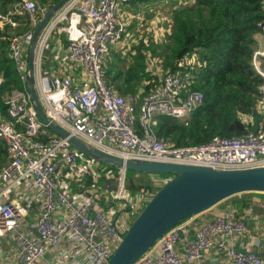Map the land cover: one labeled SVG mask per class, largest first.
<instances>
[{
	"label": "built area",
	"instance_id": "1",
	"mask_svg": "<svg viewBox=\"0 0 264 264\" xmlns=\"http://www.w3.org/2000/svg\"><path fill=\"white\" fill-rule=\"evenodd\" d=\"M129 1L69 0L42 29L34 69L46 116L84 142L123 157L215 169L264 166V128L242 135L216 134L205 142L184 146H173L154 132L155 118L186 121L201 105L202 92L190 88L195 78L193 66L198 64L194 56L184 60L183 69L166 72L143 95L121 94L108 82L103 64L110 49L126 36L121 8ZM21 14L30 28L11 33L8 49L16 70L25 77L32 31L42 17L37 1L17 0L6 13L0 12V21L15 28L19 26L15 17ZM258 26L264 36V20ZM58 43V58L44 69L45 51L54 52ZM251 64L262 78L257 86V108L264 118V39L254 49ZM3 103L0 140L8 160L0 168V237L9 232L15 237L12 264H108L133 214L154 192L141 189L131 196L124 190L125 172L119 170L118 193L113 195L116 202L103 205L95 187H82V177L89 173L97 178L101 172L110 176V171L44 124L27 89H11L4 94ZM77 182L79 188L75 189ZM32 201L39 203V212L28 219ZM260 207L264 210V198ZM116 211L120 213L115 216ZM250 223L231 207L224 208L188 238L187 226L181 221L134 264H181L183 259L208 264L210 251L223 252L227 264H264V256L258 252L264 250V232L253 238L252 247L238 241L247 234ZM180 242L183 258L175 249Z\"/></svg>",
	"mask_w": 264,
	"mask_h": 264
},
{
	"label": "trees",
	"instance_id": "2",
	"mask_svg": "<svg viewBox=\"0 0 264 264\" xmlns=\"http://www.w3.org/2000/svg\"><path fill=\"white\" fill-rule=\"evenodd\" d=\"M57 1L40 0L38 6L48 9ZM16 2L17 0H0V12L6 13ZM263 5L264 0H194L193 5L174 9L171 14L169 41L165 39L161 43L149 42L151 46L140 41L135 52H130L131 60L128 65L122 57V51L111 48L103 64L106 78L119 93L134 91L141 84L147 92L159 82L157 76L144 68L143 48H152L151 54L156 53L163 58L162 67L166 72L183 69L184 60L195 56L198 64L193 66L195 78L190 88L202 92V103L192 111L186 121L170 116L155 118L153 129L156 135L173 146H184L205 142L216 134L232 136L245 134L249 130L257 132L264 128L263 115L257 108V86L262 78L256 74L251 59L256 46L254 35L260 31L258 22L264 20ZM15 19L19 21L17 28L20 27V31H15L17 28L8 24L4 25V29L9 28L8 31L0 28V112L4 111L3 96L6 92L11 89H27L25 77L16 70L10 58L8 38L12 32L20 34L30 26L25 14L16 15ZM62 40L66 42L63 36ZM47 51L51 53V50ZM44 62L45 59L43 68L48 69ZM243 114L249 115L252 122L242 120L240 116ZM7 160L4 143L0 140V168ZM101 165L105 170L111 171L112 176L111 172L110 176L101 172L97 178L87 174L82 187H88V183L84 184L87 180L103 195L104 192L111 193L117 188L120 169ZM136 175H156L162 179L157 183L152 180L140 182L134 180ZM163 178L165 177L162 174L125 170L124 190L131 196L141 189L155 192L168 180ZM251 193L253 192L230 197L229 203L236 215L242 216L251 206ZM100 201L106 205L103 196ZM139 211L133 214L132 219ZM119 213L116 211L114 215Z\"/></svg>",
	"mask_w": 264,
	"mask_h": 264
},
{
	"label": "water",
	"instance_id": "3",
	"mask_svg": "<svg viewBox=\"0 0 264 264\" xmlns=\"http://www.w3.org/2000/svg\"><path fill=\"white\" fill-rule=\"evenodd\" d=\"M68 1L58 0L46 9L32 31L25 80L39 119L53 132L66 137L73 148L101 164L119 168L123 173L132 170L146 174H173L132 219L108 264H134L158 238L182 220L200 214L234 195L264 193V166L215 169L196 164L123 157L98 149L51 121L42 108L35 85V48L42 29Z\"/></svg>",
	"mask_w": 264,
	"mask_h": 264
},
{
	"label": "rangeland",
	"instance_id": "4",
	"mask_svg": "<svg viewBox=\"0 0 264 264\" xmlns=\"http://www.w3.org/2000/svg\"><path fill=\"white\" fill-rule=\"evenodd\" d=\"M130 8L133 11V14L135 16H127L125 18L126 21V36L123 39V43L120 45L121 47H115V50L122 51L121 54H123V58L126 59V64L128 65L130 63L131 58L129 57L130 52H135L136 48L140 46V41H144L146 44L150 45L149 42H157L161 43L165 41H169L168 35L171 33L170 31L164 30L165 28H168V24H172L171 14L174 9H180L184 6L193 5L194 0H131ZM46 10V9H45ZM42 8H39L40 16L43 15L45 12ZM129 11V14H132V11ZM23 16V15H22ZM6 23H1V30L5 31L7 29H4V25ZM17 28V27H16ZM15 28V29H16ZM21 28L18 27L15 31H20ZM164 30V31H162ZM8 31V30H7ZM13 33V32H12ZM168 37V38H167ZM151 46V45H150ZM257 47V46H256ZM255 47V48H256ZM254 48V49H255ZM152 48H150L151 50ZM150 50H145L143 48V52L145 54V60H144V68L157 76L158 82L159 80L165 75L166 70L162 67V59L160 56H158L156 53L153 55L150 53ZM59 56V51L55 52L54 54L48 51H45L43 55V61L46 60V63L48 68L52 67L56 61V58ZM115 62V59L113 60ZM145 84V83H144ZM151 89V88H150ZM146 92L144 89L143 84L139 85L136 90L131 91L129 93H121V94H140L143 95V93ZM242 120L245 122H252V119L249 115H241L240 116ZM252 129V128H250ZM111 172V171H110ZM89 173H85L82 177V182H84L86 175ZM91 175V174H90ZM165 178L164 180L169 179L172 177V173L170 174H162ZM112 176V172H111ZM111 178V177H109ZM118 179V177H117ZM160 176H152V175H136L134 176L135 181L140 182H147L152 180L153 182L157 183L160 181ZM88 183V187H93V184H90L89 182H86L84 184ZM117 188H114L111 193L104 192L103 195H101L99 192V198L103 196V199H107L108 204H112V202H116L113 199V195L118 193V181L116 182ZM90 184V185H89ZM73 187L79 188L78 182L73 185ZM242 194V193H241ZM239 194V195H241ZM238 195V196H239ZM264 195V194H263ZM264 198V196L262 197ZM224 203L230 202V198L223 201ZM252 209V214H263V210L260 208V206L257 205L256 200L254 201L253 205L250 206ZM244 216V215H243ZM244 217H250L249 213L245 214Z\"/></svg>",
	"mask_w": 264,
	"mask_h": 264
},
{
	"label": "crops",
	"instance_id": "5",
	"mask_svg": "<svg viewBox=\"0 0 264 264\" xmlns=\"http://www.w3.org/2000/svg\"><path fill=\"white\" fill-rule=\"evenodd\" d=\"M36 1H37L38 5L40 6V3H39L40 0H36ZM131 4L132 3L130 0L127 4H124L122 6L121 15L124 18H126L127 16H135L133 14L134 10H131V8H130ZM39 8H41V7H39ZM43 10H45V9H43ZM130 10L132 11V14H129ZM168 25H169V27L165 28L164 30L169 32L170 28H171V24H168ZM0 26H1V21H0ZM164 30H162V31H164ZM254 38L256 40V46H257L259 43L263 42L264 36L260 32H258L254 35ZM122 43H123V40L116 46V48L121 47L120 45ZM54 45H56V43H54ZM60 48H61L60 44H59V46L57 45L56 49H52V51L55 50L52 53L54 54L55 52H57V50L59 51ZM251 194H252V204L251 205H253L254 201L256 200L257 205L260 206V202H261V199H263L262 197L264 196L263 195L264 193L253 192ZM29 203H30V205H29L30 206V213H29L28 219H30V218L33 219L39 212V203L36 201H32ZM112 204H114V203L112 202ZM112 204H108L107 199H106V205H112ZM230 207H231V205L229 202L224 203L222 201V202L216 204L215 206L211 207L210 209H208V210H206L200 214H196V215L192 216L191 218L184 220V222L187 226V237L193 238L196 228L202 222H204L208 219H211L216 213L220 212L224 208H230ZM250 208L251 207L246 209L243 213L244 216H245V214L249 213L250 217H248V219L251 222L250 227L247 231V234L238 240V241L242 242L247 247H252L253 238L260 237L262 235V233L264 232V213L259 214V215L258 214L254 215V214H252V209H250ZM263 212H264V210H263ZM253 248L256 249V247H253ZM175 249L177 250L179 255L183 258V247H182L181 242L177 243L175 245ZM15 251H16V241H15L14 235L11 232L0 237V264H12V262L15 259ZM258 252L264 256V250H261V251L258 250ZM207 261H208V264H227L228 263L227 257L225 256V254L223 252H220V251L208 252L207 253ZM181 264H190V263L188 261H185V259H183Z\"/></svg>",
	"mask_w": 264,
	"mask_h": 264
}]
</instances>
